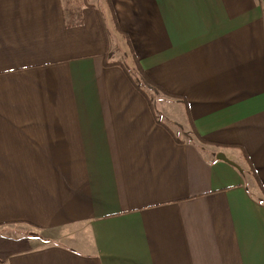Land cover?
Here are the masks:
<instances>
[{"label":"crops","instance_id":"1","mask_svg":"<svg viewBox=\"0 0 264 264\" xmlns=\"http://www.w3.org/2000/svg\"><path fill=\"white\" fill-rule=\"evenodd\" d=\"M80 2L0 0V264H264V0Z\"/></svg>","mask_w":264,"mask_h":264},{"label":"rangeland","instance_id":"2","mask_svg":"<svg viewBox=\"0 0 264 264\" xmlns=\"http://www.w3.org/2000/svg\"><path fill=\"white\" fill-rule=\"evenodd\" d=\"M80 1L82 0H71V2H74V3H81ZM84 1L93 2V0H84ZM120 51H121L119 55L120 60L127 64V66L129 67V70L135 76L137 72L134 70V67L131 65L133 64V59L130 55V51L128 47H124ZM141 84L143 85V87L145 88L149 96L152 97L154 101V107L157 110V113L161 116V120H163V122L167 123L171 128H173V130L177 133L178 136H180L181 138H186L185 134L182 132V128H180L179 125L172 122V120L168 117L166 107H165L167 105H165L164 103L168 101V99L164 98V96L158 89L156 88L154 89L149 84H146L144 82ZM0 232L1 234L7 233L10 236H19V235H27L28 237H42L43 236L41 231L34 229V228H26V227H15L14 229L13 228L1 229Z\"/></svg>","mask_w":264,"mask_h":264},{"label":"trees","instance_id":"3","mask_svg":"<svg viewBox=\"0 0 264 264\" xmlns=\"http://www.w3.org/2000/svg\"><path fill=\"white\" fill-rule=\"evenodd\" d=\"M135 63H136V66H137V70L139 71V73L142 75V77H141V79H134V78H132L133 79V82L138 86V88H140L143 92H145L143 89H142V84L141 83H147V84H149V85H156V84H154L151 80H149L148 78H147V76L145 75V73L142 71V68H141V66L139 65V62L137 61V60H135ZM155 87H157V89H159V87L156 85Z\"/></svg>","mask_w":264,"mask_h":264},{"label":"water","instance_id":"4","mask_svg":"<svg viewBox=\"0 0 264 264\" xmlns=\"http://www.w3.org/2000/svg\"><path fill=\"white\" fill-rule=\"evenodd\" d=\"M218 158L228 161L230 163H233L232 161H230L223 153L218 154Z\"/></svg>","mask_w":264,"mask_h":264}]
</instances>
